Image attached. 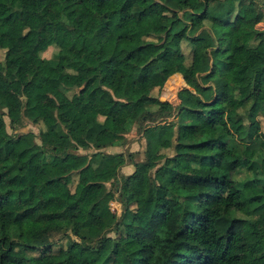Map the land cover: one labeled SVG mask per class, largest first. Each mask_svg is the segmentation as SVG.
Segmentation results:
<instances>
[{
	"label": "trees",
	"instance_id": "16d2710c",
	"mask_svg": "<svg viewBox=\"0 0 264 264\" xmlns=\"http://www.w3.org/2000/svg\"><path fill=\"white\" fill-rule=\"evenodd\" d=\"M210 1L199 0L197 12L193 0H0V264H46L49 257L55 264H131L130 252L133 264H264V27L257 26L264 0ZM210 8L213 18L204 17ZM40 14L46 20L25 56L20 38ZM201 21L212 36L207 29L190 34ZM245 31L253 37L241 39ZM50 45L54 54L42 56ZM174 71L192 80L194 92H178L180 107L169 120L171 103L151 91ZM35 75L39 85L22 99ZM173 80L169 97L180 75ZM70 88L77 90L68 95ZM154 102L159 116L148 108ZM89 112L103 116L98 129L84 121ZM4 115L11 127L18 117L41 124V144L33 130L9 132ZM128 120H150L140 125L144 159L120 181L121 159L85 181L99 149L120 138ZM232 133L241 146L229 144ZM172 144L173 154L165 153ZM89 147L96 151L71 189L76 172L62 162L83 161L77 150ZM241 167L252 175L239 184ZM110 179L115 191L105 184ZM57 185L64 190L46 194ZM115 193L130 220L115 225V237L89 235L76 220L79 207L90 197L106 206ZM104 218L112 224L115 212ZM66 228L79 240L70 237L53 252L49 236Z\"/></svg>",
	"mask_w": 264,
	"mask_h": 264
},
{
	"label": "rangeland",
	"instance_id": "374dc122",
	"mask_svg": "<svg viewBox=\"0 0 264 264\" xmlns=\"http://www.w3.org/2000/svg\"><path fill=\"white\" fill-rule=\"evenodd\" d=\"M193 1L199 7L197 12H202L203 8L199 6V3H198L199 0H193ZM215 1L216 0L210 1L209 3L213 4ZM260 1H263V0H260ZM185 9L189 10V8L186 7V8H184V9L179 11V15L182 18H184L183 22L187 21L185 19L186 15L184 14V11H183ZM204 17L213 18V13H212L211 8L206 12ZM237 19L239 20V18H237ZM45 20L46 19L43 17V15L40 14V18L38 20L31 22L29 24V26L27 28H25L23 36L20 38V47H21V50H22V52H23V54L25 56H27V53L29 52L32 44L35 41L37 30L45 22ZM201 22H200L201 25L198 28L190 29L191 30L190 34H194L195 35V34H197V32L200 31V29H207L208 33L212 36V30L207 27L208 24H206V21H201ZM203 23H205V24H203ZM214 24H216L218 27L220 26L219 22H216ZM177 26H179V24H177ZM257 26L258 27H264V19L262 21L258 22ZM252 37H253V34L251 32L245 31L244 33L241 34L240 38L241 39H248V38L251 39ZM187 45L188 44H187L186 41H182V47H183L184 52L188 49L186 47ZM56 49H57L56 46L50 45L41 54H42V56L50 57V56H52L54 54ZM3 56H4V50L2 48H0V60L3 59ZM189 60H190L189 59V55H187V62H189ZM201 60L203 61L202 63L205 65L206 63L209 62L207 60H210V59L207 58V57L206 58L202 57ZM208 66H209V64H208ZM173 73H175V71ZM175 77H176V75L174 76V78ZM39 82H40V78H39L38 75H35L34 77H32L31 81L29 82V84H26L24 86L23 92L21 94V98L24 99L32 90H34L39 85ZM233 84H235V83H233ZM182 88L188 89L189 92H194V84H193L192 80L190 79L189 82L185 81L184 84H182L180 86H177L176 90H175V95H176L175 97L167 96L166 93H169V92L166 90V87H164V86L162 88H160V89L157 88V87L152 89V91H151L152 95H155L158 98L161 97L162 99L169 100L170 103L172 104V106L170 105L169 112H167L164 115L165 119H173V117H176L175 115L178 113V110H179V107H180V99L178 97V92ZM75 90H77V88L66 89V93L68 95H70ZM183 91H185V90H183ZM47 103H48V105H51V103H53V102L52 101H47ZM65 103L67 104L65 106V108H67L66 109L67 112L73 110L72 109L73 107H72V105L70 104L69 101H66ZM234 105H235V100L234 99H230L228 101L229 108H233ZM148 108L151 111H153V114H152L153 116L154 115L155 116H159L160 113L157 111L158 110L157 103H155V102L154 103H150L148 105ZM258 118H259V120L264 122V116L263 115H259ZM158 119H159V117H157L154 121H157ZM4 120H5L6 128H7V130L9 132L21 131V130H33L35 132V134H36L35 141L41 144L42 141H41V138L39 137V134H38L40 128L42 127L41 124L32 123L31 121H29L25 117H18L16 119L15 126L11 127L9 117L7 115H4ZM84 121H86V117H85ZM149 122H150V120L146 121V123H149ZM131 125H133V131H134L131 139H133L135 141V146L134 147H131L130 145L124 146V143H122L121 149L124 151L123 152L124 154H126L127 156L130 155L132 157L133 161H139L141 158H144V149H142V147H141L143 144L140 142V136H137V132H136V131L139 130L138 122H136L134 120V121L131 122L130 125H129V123H127L125 126H126V128H130ZM59 131L65 132V129H63V127L61 126V127H59ZM227 140H228L229 144H231V145H240L241 146V144H243V142H242L243 139L238 137L236 135V133H232L229 136H227ZM77 151L78 152H80V151L83 152L82 154H91L92 152H94L92 147H90V149H87V150H84L83 148H79ZM164 151L167 154L172 153L171 148H165ZM262 154H264V152ZM79 169L80 168L77 167L75 169L73 168V170H72V171H75L76 174H73L74 177L72 178V181L69 183V186H70L71 189L74 188V185H75L76 179H77V171ZM259 172H260L259 176L261 177V180L264 181V168L261 171H259ZM123 174L124 173L121 172V170H117V178H119V181H120V177ZM251 175H252V172L248 171L246 169V167H241V168H239L238 171H236L234 173V177L238 180L239 184H241L243 182L245 177L251 176ZM107 185L110 186V188H112L115 191V184H112V182H110V184H109V182H108ZM200 188L201 189H207V187H200ZM258 189L259 188L256 187V190H258ZM115 197H116L115 199H118L117 194H116ZM118 201H119V199H118ZM109 202L107 203L106 206H103L102 211L100 210L97 213V215H98L97 216L98 217V221H97L98 227L97 228H92L91 227L93 221L91 219H89L88 216H87L86 220L82 221L83 217L78 212H76V220H77V222L79 224H81L84 228H86L85 230H87L89 235L94 236V237H98L101 233H105L107 235L115 237L117 235L116 229H114L115 225L117 223L121 222L122 220H124V221L130 220L131 214L130 213L122 214L123 211H122V206H121L120 211L119 212H115V219H114L113 223L109 225V223L107 222L108 220H106L104 218L105 214L113 212L111 210V208H110ZM114 204L119 205L117 202L114 203ZM237 215L243 216L239 212L237 213ZM243 225L246 226V227L248 226V224H246V223H243ZM70 237L74 238L76 240H79V238L76 235H74L73 232H71L70 228L53 231L51 233V235L49 236V241L51 242V245H52V251L56 252L58 249L66 246V244H67V242H68ZM187 238H190V237L188 236ZM29 253L30 254H38V251H36V252L34 251L33 253L29 252ZM125 256L131 262V264H133V262L135 261L137 255L130 252V253H126ZM46 264H55V263L52 260V258L49 257L48 261L46 262Z\"/></svg>",
	"mask_w": 264,
	"mask_h": 264
},
{
	"label": "crops",
	"instance_id": "0c3cea01",
	"mask_svg": "<svg viewBox=\"0 0 264 264\" xmlns=\"http://www.w3.org/2000/svg\"><path fill=\"white\" fill-rule=\"evenodd\" d=\"M186 47L188 49L185 51V54H186V56L189 55V58H190L189 46L187 45ZM201 59H199V61L202 63L203 61ZM207 61H209V62L206 63V64L211 65V58H210V60H207ZM177 72H179L180 75L183 76V73L181 71H177ZM183 78H184V76H183ZM184 82H183V84H184ZM159 99H160V97H159ZM51 106L54 107L55 106V102L51 103ZM171 106H172V104H171ZM65 109H67V108H65ZM73 112H74L73 110L68 111L69 114H73ZM167 112H169V110ZM174 118L175 117H173V119ZM102 120H103V116L102 115H97V114H94L93 112H89L86 115V124H87V126L88 125L93 126L95 129H98L100 127ZM169 120H171V119H169ZM132 121H134V120H128L126 122V124L129 123V125H130ZM135 121L138 122V128H139V130L136 131L137 132V136H140V142L143 144L141 147H142V149H144V152H145L146 138L144 137V135L142 133L141 126L143 124H145L147 120H144L142 122H139L137 120H135ZM140 123H142V124H140ZM133 132H134L133 131V125H131L130 128H126V126H125V132L122 134V136L120 138L116 139L114 142H112L108 146H105V147L99 149V153L96 154V156L94 158V161L92 162L93 169L88 171V172H86L84 174V180L85 181L95 180L97 178L95 170H98V171L110 170L111 162H117L118 159L122 160L119 163V165H118V170H121V172L124 173L123 175L131 173L134 170L135 162H137V161H133L132 157L130 155L127 156L126 154H124L123 153L124 151L121 149V145H122V143H124V146H128V145H130L131 147L135 146V141L133 139H131V137L133 135ZM174 137H175V134H174ZM170 148L172 150V153H170V154H173V144L170 145ZM87 149H90V147L89 148H84V150H87ZM93 151H96V150L93 148ZM79 153H83V152L80 151ZM92 153L91 154H83V155H85V159L83 161H80V162H73V161H64V162H62L64 170L66 172H70V171L73 170V168L75 169L77 167L81 168V167L85 166L87 164L89 158L91 157ZM117 153H120V157L116 156ZM144 157H145V153H144ZM143 159L144 158H141L140 160H143ZM108 182H109V184H110V182H112V184H115L114 183L115 182L114 179H110V180L106 181L105 184L109 188H110V186L107 185ZM117 188L118 187H116V190H117ZM62 190H64V187L62 185L50 186L46 190V194L48 193V195H49V194H53V193H56V192H59V191H62ZM115 198L116 197H114V199ZM115 200L119 204L118 206L121 208V206H122L121 202L118 201V199H115ZM94 201H95V199L93 197H90L89 199L85 200L81 204V206L79 207L78 213L83 218L88 216L89 219H91L93 222H97L98 221L97 213L100 210L102 211L103 206H98V204H95ZM96 226H98V225H96Z\"/></svg>",
	"mask_w": 264,
	"mask_h": 264
},
{
	"label": "water",
	"instance_id": "95a60500",
	"mask_svg": "<svg viewBox=\"0 0 264 264\" xmlns=\"http://www.w3.org/2000/svg\"><path fill=\"white\" fill-rule=\"evenodd\" d=\"M176 75V77H177V75H180V73L179 72H175V73H172L171 75H169V77L166 79V81L164 82V87H166V89L169 87V86H171V85H173L174 84V81L172 80V79H174V76ZM185 80H184V78H183V76H181L180 75V83L177 85V86H180V85H182L183 84V82H184ZM185 83V82H184ZM176 86V87H177ZM160 100H166V99H162L161 97H160Z\"/></svg>",
	"mask_w": 264,
	"mask_h": 264
},
{
	"label": "built area",
	"instance_id": "2783aa9c",
	"mask_svg": "<svg viewBox=\"0 0 264 264\" xmlns=\"http://www.w3.org/2000/svg\"><path fill=\"white\" fill-rule=\"evenodd\" d=\"M114 203H116V200L115 199H111L110 202H109L111 210L113 212H119L120 211V207L118 205L114 204Z\"/></svg>",
	"mask_w": 264,
	"mask_h": 264
}]
</instances>
